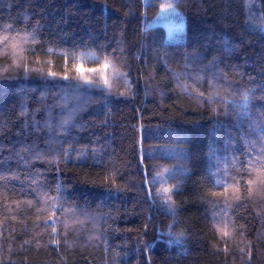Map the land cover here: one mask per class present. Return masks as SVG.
<instances>
[{"label": "trees", "instance_id": "trees-1", "mask_svg": "<svg viewBox=\"0 0 264 264\" xmlns=\"http://www.w3.org/2000/svg\"><path fill=\"white\" fill-rule=\"evenodd\" d=\"M262 145L264 0H0V264H264Z\"/></svg>", "mask_w": 264, "mask_h": 264}, {"label": "snow or ice", "instance_id": "snow-or-ice-1", "mask_svg": "<svg viewBox=\"0 0 264 264\" xmlns=\"http://www.w3.org/2000/svg\"><path fill=\"white\" fill-rule=\"evenodd\" d=\"M168 8H172V10L175 11V9L173 8V6L171 4H169L167 6V8H164L162 10L163 11H167ZM13 39H15V38H13ZM8 40H9V37L7 35L2 37V42H7ZM12 46H13V48L17 47L16 44H13ZM81 59H82V57H81ZM110 66L112 68V74L114 76L122 75V73L119 72V70L116 68V66L114 64H112V62L110 60H108L107 58H105V61L100 65L99 68H93V67L85 68L83 64L73 63L72 64V70H75L79 74L78 78L85 85H92V84L96 83V81L93 80V78L90 75H88V73H97V72H99L101 74L100 78L102 79L103 85L105 87H107V88H111L112 87V83H111L110 78L107 75L103 74V70L108 69ZM49 75L56 76L57 74L55 72H51V73H49ZM62 78L64 80H68L69 76L67 74H65ZM261 148H262V156H264V145H262ZM248 183H253V182L249 181ZM163 191L164 192H168L169 189L165 188V189H163ZM226 192H227V190H225V192H213L212 195L213 196H222V195H225ZM53 231H55L54 228H53ZM225 235H227V233H225Z\"/></svg>", "mask_w": 264, "mask_h": 264}, {"label": "rangeland", "instance_id": "rangeland-1", "mask_svg": "<svg viewBox=\"0 0 264 264\" xmlns=\"http://www.w3.org/2000/svg\"><path fill=\"white\" fill-rule=\"evenodd\" d=\"M160 22L164 24V26L168 30H174L175 28H181V20L177 11H173L172 8H168L167 11H163L160 15Z\"/></svg>", "mask_w": 264, "mask_h": 264}]
</instances>
